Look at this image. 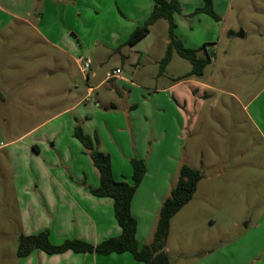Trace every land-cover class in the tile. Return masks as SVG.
<instances>
[{"label": "rangeland", "instance_id": "1", "mask_svg": "<svg viewBox=\"0 0 264 264\" xmlns=\"http://www.w3.org/2000/svg\"><path fill=\"white\" fill-rule=\"evenodd\" d=\"M75 2H52L53 10L47 15V21L53 22L57 30L64 28L67 38L74 42L77 52L72 55L75 57L45 44L19 20L10 18L9 24L0 31V130L5 140L23 136L18 143L21 162L11 161L7 149L0 151V264H15L18 250L23 210L19 202L21 196L13 184L14 173L44 170L25 154L26 144L33 138H40L58 159L57 164H52L45 153L41 159L46 170H67L72 157L69 155L62 163L57 153L64 148L62 142L67 139L68 131L62 129L63 138L57 147H52L58 136L53 125H64L68 118L73 121L79 111L74 110L60 119L56 117L53 119L56 123H50L51 120L25 133L80 101L86 96L88 86L96 87L116 66L123 68L124 77L140 86L133 89L131 102L135 105L134 126L151 128L155 124L160 134L165 128L168 130L167 137L155 145L151 146L150 142L141 145L147 155L152 154V159L146 163L147 170L174 172V185L183 164L204 174L192 200L171 221L168 237L171 259L186 264L216 251L219 263L264 264V0H226L230 10L222 22L215 25L209 17L217 38L209 46L212 63L201 80L212 88L198 87L195 95L191 91L194 86H185L193 100L188 105L190 127L181 131L180 139L172 130L179 121L174 118V108L164 95H157L164 108L158 113L154 111V98L147 103L142 101L153 96V92L145 88L163 84L154 78L160 65L155 61L165 49L167 21L159 23L154 30L155 44L149 57H141L137 64L141 55L130 52L129 37L122 36L120 40L121 33L137 27L139 19L126 10L125 2L80 0L78 5ZM187 4L186 9L190 7ZM42 5L39 1L35 7L40 10ZM59 7L64 8L62 16L58 15ZM229 30L231 34L227 36ZM241 32L244 37L239 36ZM109 34L119 38L115 48L99 44L111 42ZM122 54L130 55V60L122 59ZM75 58L91 59V72L97 75H90L87 80ZM168 69L171 74L184 73L191 69V64L176 55ZM115 82H108L96 90L92 99L99 93L101 104L105 100L112 101L121 111H110L108 117L100 115L93 122H98L101 128L107 121L110 130L126 124L128 135L115 132L114 136L129 151L133 149L130 120L126 118L127 100L125 97L124 101L120 93L122 95L130 87L120 84L119 93L112 89ZM179 90L174 94L183 98L186 94L182 90L180 96ZM104 94L108 100L103 98ZM95 107L100 108V105ZM149 111L156 113L149 116ZM95 129L86 130L92 136H99ZM33 133L35 135L30 137ZM144 133H136L140 141ZM164 153H171L175 162H166Z\"/></svg>", "mask_w": 264, "mask_h": 264}, {"label": "crops", "instance_id": "2", "mask_svg": "<svg viewBox=\"0 0 264 264\" xmlns=\"http://www.w3.org/2000/svg\"><path fill=\"white\" fill-rule=\"evenodd\" d=\"M42 2V9L38 10L35 7L36 2ZM51 1V2H50ZM61 0H0V31L1 28L5 27L11 19L19 20L29 26L31 31L39 37V40L44 42L51 47L59 49L62 53L69 55L70 57H75L72 55L77 50L75 48L74 42H72L65 35V30H57L54 27L53 22L51 24L47 21L49 10H53L52 2ZM80 0H76L75 4L78 5ZM125 2L124 6L129 13H133L138 19V25L141 26L145 23V20L151 14L154 1L153 0H115V2ZM182 6V13L174 15V21L176 24L175 34L178 39H180L184 45L192 49H202L198 55L204 57L208 53L210 44H214L217 38V31L215 26L212 24V20L207 13L196 12L197 9L203 8L205 6V0H179ZM228 1V0H227ZM189 3L190 7L186 9L185 4ZM52 6V8H50ZM212 6L214 12L220 17V21H215V25H219L225 14H228L230 10V5L226 0H212ZM58 15L62 16V11L64 8H58ZM57 15V16H58ZM209 17L212 19L209 20ZM34 18L32 21L31 19ZM9 20V21H8ZM166 21L165 19H160L150 26L149 33L137 42L135 45L130 46V52L139 53L141 56L138 58L137 64H139L141 57H149L155 44L154 30L158 27L159 23ZM168 23V22H167ZM166 27V40L165 49L163 55L156 59V64L164 57L168 44V25ZM134 27H132L133 29ZM136 28V27H135ZM134 28V29H135ZM132 29H125L120 36V40L134 31ZM224 32H222L223 34ZM221 34V35H222ZM231 34V30L227 32V36ZM112 37L111 42H100V45L110 46L112 48L116 47V40L119 38L116 35H110ZM116 36V37H115ZM127 37V38H128ZM77 41L80 40L76 36ZM73 52V53H72ZM178 55L174 53L172 59L167 66L164 74L159 73L154 77L157 81L161 80L163 83L161 86H155L154 88H145L153 92V96L148 99H142V101L151 100L154 98V111L161 112L164 108L160 100H158L157 95H164L166 102L172 105L175 112V117L178 122V126L173 127L175 137L180 139L181 131L184 132L190 127L189 118V104L191 103L192 96L191 92L185 86L192 85V93L195 95L198 93V87L204 89L212 88L209 83L202 81L203 77L187 76L191 71H186L179 74H171L168 72V68ZM179 56V55H178ZM75 58L74 60H78ZM122 59L130 60V55L122 54ZM212 60V59H211ZM115 68H123L116 66ZM92 71V70H91ZM88 74L87 80H89L90 75L95 77L97 74L91 72ZM187 76V77H186ZM165 79L164 81H162ZM167 79V80H166ZM116 80L117 82L112 83V89L117 92H121L120 84L128 85L130 88L125 89L122 95L124 101H126V118L130 120V137L132 140V149L125 150L123 145L114 136L117 133H127L128 128L126 124L119 125L116 129H111L107 125V121L101 128L98 122L94 121V118L102 115V117H108L110 111L119 112V106L112 101H104L101 104L98 97L99 93L96 94V98H93L96 90H100L106 83ZM139 85H136L134 81H130L127 77L123 75L120 78H115L108 80L106 77L103 79L96 87H87V94L80 101L63 110L59 114L51 117L50 119L40 123L36 127L30 128L25 134L31 133L38 127L46 124L47 122L53 120L54 118L60 119L62 116L69 114L70 112L76 110L79 111V115L72 119L68 118L67 122L63 125L55 126L56 119L50 123H53V128L57 132L56 135L61 136L62 129L68 131L67 139L62 142V147H64L61 153H57L61 158V162L64 163L69 159V155L72 157L67 170H46V164L42 161L41 157L47 153V160L52 164H57L58 159L51 150H47L43 141L40 138H33L30 142L26 144L25 154L29 156L34 162L38 163L40 167L44 170L40 172L32 171H21L15 172L13 176V184L15 191L21 197H19L20 206H22V216L20 222V235H35L41 232H48L50 240L53 244H62L68 239H79L93 245H96L104 240L120 236L122 233L121 227L118 225L115 215H114V201L110 197H97L91 193V189H95L99 186V173L97 169L91 165L92 161L88 154L85 153L82 144L74 137V128L76 124H80L84 131L91 135L89 132L96 128V132H99V136L95 135L99 139V148L101 151L106 152L111 157L112 171L114 178L116 180H126L131 182L132 180V166L130 160L132 158L144 159L145 162H149L152 159V154H146L145 150L141 145L149 143L151 146L155 145L161 138L165 139L168 134V130H163L161 134L160 129H156L155 124L147 127H136L133 124V114L135 110V105H132L133 89H139ZM89 89H92L90 93ZM179 90V95L182 94V90L185 92V96L179 97L174 94L175 90ZM88 94L91 95V101H86ZM105 99L108 100L106 94L103 95ZM181 96V95H180ZM126 97V100H125ZM132 102V103H131ZM88 104V106H85ZM100 105V108L95 107V105ZM163 108V109H162ZM188 110V111H187ZM156 112L149 111V116L154 115ZM60 116V117H58ZM132 121V122H131ZM145 128V129H144ZM89 131H87V130ZM106 131L110 135L108 137ZM145 132L144 139L140 141V137H137V132ZM37 133V132H36ZM113 135H112V134ZM24 134V135H25ZM35 133L31 134L33 137ZM55 137V142L52 147H57V144L61 138ZM92 136V135H91ZM162 136V137H161ZM19 138H14L11 140L3 139L4 136L0 130V151L7 149V156L11 161L21 162L20 159L22 155L19 153L18 143ZM44 137V136H43ZM46 138L47 134L45 135ZM44 137V138H45ZM43 139V138H42ZM153 148V147H152ZM154 150V149H153ZM152 150V152H153ZM23 153V151H22ZM24 154V155H25ZM166 156V162H175V158L171 153H164ZM20 158V159H19ZM118 165H115V162ZM31 162V161H30ZM75 165V166H73ZM28 166L31 164L28 162ZM73 166V167H72ZM147 166V164H146ZM97 171V172H96ZM174 172L162 171L160 169L154 170L153 172L147 173L138 187L131 205L132 215L137 220V232L136 237L140 245H148L153 240V234L156 226V221L160 208L164 200L168 197L172 188H174ZM22 200V201H20ZM23 204V205H22ZM166 251L171 257V250L166 246ZM184 258V253L181 254ZM220 257L219 252L211 251L207 254L202 255L195 261L186 264H223L219 263ZM15 264H144L138 261L129 252L124 253H112L108 255L92 253H76L73 251H65L61 254H47L39 249L32 251L29 255L15 258ZM171 264H179L176 260L171 259Z\"/></svg>", "mask_w": 264, "mask_h": 264}, {"label": "trees", "instance_id": "3", "mask_svg": "<svg viewBox=\"0 0 264 264\" xmlns=\"http://www.w3.org/2000/svg\"><path fill=\"white\" fill-rule=\"evenodd\" d=\"M153 1L154 7L151 14L143 25L137 26L130 34L127 45H135L149 33L152 24L160 19H165L168 22L169 44L160 61L159 74L165 73L172 55L177 53L191 64V71L187 76L202 77L207 66L212 63V58L208 53L204 57L198 55L200 50L206 52L205 47L200 50L188 48L177 38L174 15L182 13L180 1ZM196 12L207 13L215 21H220V17L213 10L212 0H205V6L197 9ZM74 137L82 144L85 153L89 155L93 166L99 173V186L91 189V193L97 197L113 199L115 219L121 227L122 233L120 236L108 238L96 245L79 239H68L62 244L56 245L51 242L48 232L35 235L22 234L19 237L17 257H25L36 249L47 252V254H61L65 251L95 252L104 255L129 252L136 260L144 264H171V257L166 251L171 221L194 197L199 182L204 178L203 172L192 169L186 164L180 167L177 184L172 188L160 208L152 242L148 245H140L136 237L138 223L132 215L131 205L133 197L147 173L145 160L139 158L130 160L133 170L131 182L116 180L112 171L111 157L108 153L100 150L98 137L87 134L80 124H76L74 128Z\"/></svg>", "mask_w": 264, "mask_h": 264}, {"label": "built area", "instance_id": "4", "mask_svg": "<svg viewBox=\"0 0 264 264\" xmlns=\"http://www.w3.org/2000/svg\"><path fill=\"white\" fill-rule=\"evenodd\" d=\"M80 60V62H79ZM78 65L80 66V70L81 72L88 77V74L91 71V65H92V61L89 58H85V59H78L77 61ZM123 75V71L120 68H115L112 69L111 71L106 73V78L108 80L111 79H115V78H120ZM90 93L92 92V89H89ZM86 101H91V95L88 94Z\"/></svg>", "mask_w": 264, "mask_h": 264}, {"label": "water", "instance_id": "5", "mask_svg": "<svg viewBox=\"0 0 264 264\" xmlns=\"http://www.w3.org/2000/svg\"><path fill=\"white\" fill-rule=\"evenodd\" d=\"M239 36H240V37H244V32H241V33L239 34Z\"/></svg>", "mask_w": 264, "mask_h": 264}]
</instances>
